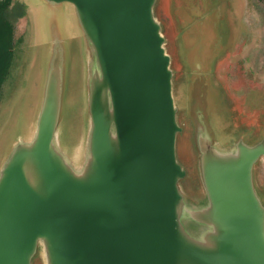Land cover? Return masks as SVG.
I'll return each mask as SVG.
<instances>
[{
	"label": "water",
	"instance_id": "1",
	"mask_svg": "<svg viewBox=\"0 0 264 264\" xmlns=\"http://www.w3.org/2000/svg\"><path fill=\"white\" fill-rule=\"evenodd\" d=\"M44 1L57 10L52 55L35 129L17 137L0 169V264H264V193L255 179L264 126L233 118L219 93L201 84L206 72L185 70L180 57L194 41L212 60L216 10L192 27L176 20L172 8L182 0H172L177 76L160 0ZM61 5L74 8L89 62L90 129L76 163L59 135ZM180 137L191 140L198 163L194 197L180 185L187 176Z\"/></svg>",
	"mask_w": 264,
	"mask_h": 264
},
{
	"label": "rangeland",
	"instance_id": "2",
	"mask_svg": "<svg viewBox=\"0 0 264 264\" xmlns=\"http://www.w3.org/2000/svg\"><path fill=\"white\" fill-rule=\"evenodd\" d=\"M27 6V15L16 24L15 58L11 75L0 94V169L10 157L19 139H28L35 129L37 109L41 104L47 71L52 55V14L44 0H17ZM208 4V9L207 8ZM179 8H172L176 20L184 25L199 24L198 16H210L216 10L213 33L217 41L213 58L198 43L180 52L185 70L206 72L201 84L219 93L223 103L232 111L233 118L255 121L258 129L264 126V2L262 0H182ZM172 0H160L157 15L165 25L167 48L173 56V66L180 75L182 64L177 54V25L171 11ZM58 26L64 42V83L59 135L71 162L83 148L82 138L89 134L88 112V53L84 35L77 22L74 8L61 5ZM182 25V26H184ZM223 26L228 28L224 35ZM201 29V28H200ZM189 29L185 32L188 33ZM208 48V47H207ZM229 51V53H228ZM197 56V57H196ZM227 56L226 59H224ZM221 59H224L221 61ZM221 61V62H220ZM217 67L214 70V68ZM208 73V74H207ZM185 77L175 80V94L181 100ZM214 92V93H215ZM217 98V97H216ZM227 99V100H226ZM181 124L189 128L187 111L181 105ZM226 109V114L228 113ZM229 111V113H230ZM230 114V117H231ZM229 116V115H228ZM239 116V117H238ZM229 117V120L231 118ZM239 122V120H237ZM244 126V125H242ZM259 131L254 132L258 134ZM28 133V134H27ZM252 135V132L250 133ZM29 135V136H25ZM252 136H255L254 134ZM59 139V142H60ZM191 140L180 137L177 144L179 162L187 170L181 188L187 195H200V176ZM62 145V143H61ZM77 159V161H76ZM194 165H193V164ZM256 184L264 193V158L255 168ZM41 257L43 253L40 252ZM36 264V263H35ZM39 264V263H37Z\"/></svg>",
	"mask_w": 264,
	"mask_h": 264
},
{
	"label": "trees",
	"instance_id": "3",
	"mask_svg": "<svg viewBox=\"0 0 264 264\" xmlns=\"http://www.w3.org/2000/svg\"><path fill=\"white\" fill-rule=\"evenodd\" d=\"M264 2V0H262ZM27 15V6L17 0H0V94L11 75L15 58L16 24Z\"/></svg>",
	"mask_w": 264,
	"mask_h": 264
}]
</instances>
